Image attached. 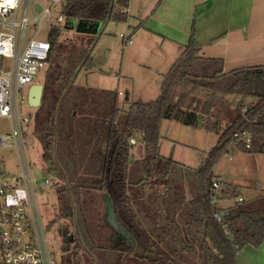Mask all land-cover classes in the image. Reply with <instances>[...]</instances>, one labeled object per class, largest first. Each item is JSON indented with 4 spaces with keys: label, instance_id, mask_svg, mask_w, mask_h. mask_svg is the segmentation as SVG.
<instances>
[{
    "label": "trees",
    "instance_id": "obj_1",
    "mask_svg": "<svg viewBox=\"0 0 264 264\" xmlns=\"http://www.w3.org/2000/svg\"><path fill=\"white\" fill-rule=\"evenodd\" d=\"M130 2L64 0L61 12L69 23L84 20L105 24L111 19L127 22ZM61 33L60 27L51 25L48 62L55 54ZM199 51L193 29L189 44L162 77L159 98L134 102L129 109L119 106L118 90L83 89L72 83L63 95L61 92L54 97L52 84L44 82L34 133L45 144L46 161L64 169L71 166L70 183L73 175L82 181L76 188L70 184V189L55 184L59 211L66 215L73 205L77 207L78 232L89 251L99 250L104 264H238V253L246 245L260 247L264 243V208L233 212L221 223L214 218L217 205L212 203L215 197L232 200L241 196L240 188L234 184L226 183L216 194L212 191L215 166L229 144L236 142L244 151L264 153V65L225 72L223 60L203 58ZM88 62L89 58L85 64ZM179 87L182 91L176 94ZM197 87L207 92L205 98L194 92ZM221 93L251 96L256 101L245 110L231 108L230 100ZM227 118L230 122L223 129L221 120ZM163 119H175L185 125L202 124L219 133L220 138L201 169L161 154ZM243 131L251 136L250 147L237 135ZM137 133L146 143L147 156L134 161L131 147ZM81 171L83 174H79ZM185 174L191 176L186 183ZM109 183L114 185L111 200L118 218L125 220L123 225L131 235H137L136 246L117 245L114 258L110 253L114 240L99 228L100 217L97 230V215L90 208L91 198H87L90 189H105ZM130 185L164 188L158 196L165 207L161 224L156 223L147 231L142 218L126 207L132 196ZM183 214L184 224L179 219ZM227 228L231 235L226 234ZM78 254L76 250L75 262L62 264L83 263Z\"/></svg>",
    "mask_w": 264,
    "mask_h": 264
},
{
    "label": "rangeland",
    "instance_id": "obj_2",
    "mask_svg": "<svg viewBox=\"0 0 264 264\" xmlns=\"http://www.w3.org/2000/svg\"><path fill=\"white\" fill-rule=\"evenodd\" d=\"M39 1L42 5L52 7L56 12L61 8L59 5L53 7L52 0ZM134 1L137 6L141 5V12H136L138 10L130 11L127 22L113 19L105 24L100 22V29L96 31L87 30L88 27L84 25V20H78L74 23H69L67 20L53 21L43 25L37 36L39 39L48 38L52 24L60 27L62 33L58 38V46L52 60L47 62L46 66L39 71L34 82L51 83L54 97H58L61 92L63 95L72 83L75 87L83 89L95 87L123 91L124 94L119 95V106L124 109H129L134 102H149L158 99L162 92L161 71L168 72L178 57L173 59L169 65H163L169 54L167 46H175L176 44H170L171 42L166 40L167 44L162 48L163 37L144 27L145 22L148 24L154 22L156 19L154 14L159 15L160 12L156 11L157 6L144 7V0ZM158 4H160V0ZM36 7L38 12L43 9L39 3L36 4ZM170 16L171 14L168 13L167 17ZM140 23L141 27L136 28ZM38 28L36 23L29 24L26 43L35 35ZM121 33L131 34L133 44L125 46ZM87 58H89V62L85 64ZM1 62H4L6 68L12 67V58L0 57ZM28 91L29 89L26 87L24 93L27 94ZM181 91L182 88L179 87L176 94ZM194 92L202 98H205L207 94L200 87H197ZM222 95L230 100L231 108L242 107L245 109L256 101V98L251 96ZM38 109V107L30 106L28 100H24L20 104L21 113L29 114L32 119L30 129L25 136L26 158L21 156L16 146L0 148V175L13 176L23 173L24 169L30 173L36 191L35 197L46 227L49 247L53 257L60 264L74 261L76 250L78 255L82 257L81 262L83 263L81 264H104L99 250L89 251L78 232L77 207L73 205L66 215L59 211L57 186L55 184L66 185L70 189V184L76 188L82 181L73 175L70 183L68 173L71 174L73 171L71 166L64 169L61 166L48 163L44 158L45 144L34 133V117ZM229 122L228 118L221 120L222 128L224 129ZM13 130L12 119L0 117V133H10ZM160 136L159 146L162 155L197 169L204 166L210 151L220 138L219 133L209 131L201 124L197 126L185 125L175 119L162 120ZM135 139L136 141L133 142ZM10 141L14 142V139L11 138ZM231 151L233 154L223 153L215 166L216 179L221 182L218 191L226 183L234 184L240 188V195L244 201L235 203L238 200V197H235L231 201H221L220 205L233 204L228 209V215H233L234 209L252 210L264 207V153L247 152L236 145L232 147ZM131 155L134 161L147 156L146 143L140 133H137L132 139ZM231 156L233 157L231 158ZM79 174H83V172L81 171ZM193 178L196 179V174H193ZM47 179L50 180V183H46ZM184 180L186 183L191 180V176L185 174ZM110 183L105 189L99 186L90 189L91 191L87 195V198H91L90 208L97 215L95 220L97 230L101 220L103 227L99 228L108 238H111L115 231L113 226L109 225L107 218L108 200L112 199L111 189L114 187ZM163 191L164 188L161 186L151 187L148 185L143 188L130 185L129 187V193L132 196L126 207H130L142 218L145 227L147 226V231L149 227H156V223L161 224L163 220L165 207L160 204L158 198ZM70 192L73 200L72 191L70 190ZM259 197H263L261 201H257L260 206L254 207L256 204L254 201ZM179 216L180 221L184 224L183 218L186 216L184 214ZM157 217L158 219H156ZM120 233L122 234V232ZM68 237H72V239L69 240ZM119 244L121 243L117 241L111 243L110 253L112 257L115 254L116 246ZM122 244L124 245V243ZM126 244L128 245L127 242ZM263 257H254V264H264ZM3 262V255L0 252V264Z\"/></svg>",
    "mask_w": 264,
    "mask_h": 264
},
{
    "label": "built area",
    "instance_id": "obj_3",
    "mask_svg": "<svg viewBox=\"0 0 264 264\" xmlns=\"http://www.w3.org/2000/svg\"><path fill=\"white\" fill-rule=\"evenodd\" d=\"M64 0H52L53 7H62ZM42 6L38 12L36 4ZM55 12L52 7L42 5L39 0H0V57L12 58V67L6 68L0 63V117L12 119L14 130L0 133V148L16 146L23 158H26L25 136L31 126V116L21 113L20 104L27 100L24 89L31 87L39 71L46 66L51 51V42L37 38L43 25L53 21L62 22L65 15ZM30 23L38 24L35 35L26 43L27 28ZM124 45L133 43L127 33H121ZM120 94H123L121 91ZM245 110V109H243ZM251 145V136L245 131L237 134ZM13 138L14 142L10 139ZM232 142L226 153L233 154ZM237 146V145H236ZM233 156H231L232 158ZM46 183H50L47 179ZM221 182L213 180V194H216ZM33 178L27 169L13 176L0 175V252L2 264H60L53 257L49 247L46 227L35 197ZM229 200V199H227ZM218 197L213 215L218 222H225L231 205L222 207ZM231 201V200H230ZM244 201L240 196L235 203ZM226 234L231 235L229 228Z\"/></svg>",
    "mask_w": 264,
    "mask_h": 264
},
{
    "label": "crops",
    "instance_id": "obj_4",
    "mask_svg": "<svg viewBox=\"0 0 264 264\" xmlns=\"http://www.w3.org/2000/svg\"><path fill=\"white\" fill-rule=\"evenodd\" d=\"M157 1L144 0V7L156 5V11L160 12L154 14V22H145L144 27L163 37L162 48L166 40L176 44L167 46L169 54L163 65H169L181 55L190 42L193 29L200 47L199 55L223 60L225 72L264 65V0H160V4ZM130 3L129 17L130 11L141 12V5L137 6L134 0ZM140 27L141 23L136 28ZM129 36L132 38L131 34ZM161 73L163 77L167 72ZM262 198L254 201V207H258L257 201ZM240 210L245 208L234 209V214ZM259 256H264V243L260 247L248 244L239 251L238 264H254V257Z\"/></svg>",
    "mask_w": 264,
    "mask_h": 264
},
{
    "label": "water",
    "instance_id": "obj_5",
    "mask_svg": "<svg viewBox=\"0 0 264 264\" xmlns=\"http://www.w3.org/2000/svg\"><path fill=\"white\" fill-rule=\"evenodd\" d=\"M85 26H87V30L96 31L100 29V22H88L85 21ZM44 92V84L36 82L31 85L28 91V103L30 106L39 107L42 103V97ZM109 225H112L113 228L119 232H122L128 239L131 238L130 233L125 229L123 224L120 222L116 211L114 209L112 200H108V215H107Z\"/></svg>",
    "mask_w": 264,
    "mask_h": 264
},
{
    "label": "flooded vegetation",
    "instance_id": "obj_6",
    "mask_svg": "<svg viewBox=\"0 0 264 264\" xmlns=\"http://www.w3.org/2000/svg\"><path fill=\"white\" fill-rule=\"evenodd\" d=\"M114 188V187H113ZM111 191H113V189H111ZM119 217H121L120 216V213H119ZM120 219V221H121V223L122 224H124V221H123V219L122 218H119ZM124 226V225H123ZM125 227V229L127 230V228H126V226H124ZM128 231V230H127ZM129 232V231H128ZM67 233V232H66ZM66 233H64V234H66ZM114 234L112 235V237H111V239L112 240H114V241H117V242H119V243H124L125 245H126V242L128 243V245H132V247H135L136 246V242H137V235H131V238H129L128 240H127V238L126 237H124L119 231H114L113 232ZM130 233V232H129ZM68 239L69 240H71L72 239V237H68ZM116 239V240H115Z\"/></svg>",
    "mask_w": 264,
    "mask_h": 264
}]
</instances>
